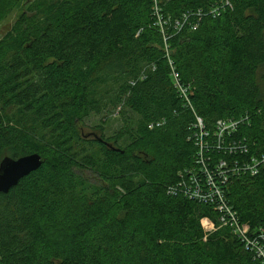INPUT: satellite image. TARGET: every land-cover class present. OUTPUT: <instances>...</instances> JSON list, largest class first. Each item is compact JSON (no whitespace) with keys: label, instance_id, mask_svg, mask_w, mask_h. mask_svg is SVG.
Segmentation results:
<instances>
[{"label":"trees","instance_id":"obj_1","mask_svg":"<svg viewBox=\"0 0 264 264\" xmlns=\"http://www.w3.org/2000/svg\"><path fill=\"white\" fill-rule=\"evenodd\" d=\"M20 6L0 39V163L43 165L0 193V264H263L169 190L199 168L198 118L211 134L249 118L230 138L247 155L210 165L264 154V0H0V23ZM113 116L112 136L82 131ZM225 194L264 228V169Z\"/></svg>","mask_w":264,"mask_h":264},{"label":"built area","instance_id":"obj_2","mask_svg":"<svg viewBox=\"0 0 264 264\" xmlns=\"http://www.w3.org/2000/svg\"><path fill=\"white\" fill-rule=\"evenodd\" d=\"M197 26L195 25V30ZM174 72L172 75L175 80V88L182 98L188 100L190 87L183 85L178 79V74ZM197 121L200 130L196 136L199 148L197 158L199 168L197 171H186L185 174H181L180 182L170 188L169 194L176 197L183 196L186 199L212 207L218 214V224L221 227L229 228L240 239L245 249L252 252L264 264V228H252L244 224L238 211L230 204L225 194L226 187L233 179L245 174L251 176L260 174L264 169V154L241 160L236 158L219 159L211 165L212 160L209 156L213 151L223 152L227 156H246L249 150L247 143L233 142L230 138L240 126L249 121V118L221 119L217 122L213 134L206 130L201 118H198ZM161 125L162 123H159L157 126ZM212 139L214 140L212 141ZM202 224L206 233L217 230V224L211 219H203Z\"/></svg>","mask_w":264,"mask_h":264},{"label":"water","instance_id":"obj_3","mask_svg":"<svg viewBox=\"0 0 264 264\" xmlns=\"http://www.w3.org/2000/svg\"><path fill=\"white\" fill-rule=\"evenodd\" d=\"M42 165L43 159L39 154L17 159L5 157L0 163V193H9L23 178L40 169Z\"/></svg>","mask_w":264,"mask_h":264},{"label":"rangeland","instance_id":"obj_4","mask_svg":"<svg viewBox=\"0 0 264 264\" xmlns=\"http://www.w3.org/2000/svg\"><path fill=\"white\" fill-rule=\"evenodd\" d=\"M23 12V6H20L17 10H14L9 14V16L0 23V39L4 36V34L7 32L11 24L18 18V16ZM263 74L261 76L262 86L264 87V71L261 72ZM103 122V118L101 117H93L88 119L85 124L82 127V131L86 134H91L96 132V126L100 124L104 126L103 131L107 136H112L120 127V121L116 116L110 117L109 122L107 124H101ZM99 133V132H98ZM101 134V133H99ZM9 156L8 153H6L3 156L4 157ZM215 222V221H214ZM217 224V222H215ZM217 224V229H218Z\"/></svg>","mask_w":264,"mask_h":264}]
</instances>
